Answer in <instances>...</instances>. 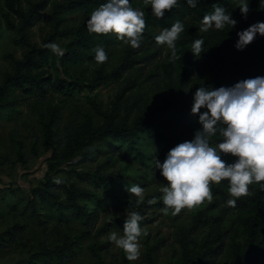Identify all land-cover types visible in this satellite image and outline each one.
<instances>
[{
	"label": "rangeland",
	"instance_id": "rangeland-1",
	"mask_svg": "<svg viewBox=\"0 0 264 264\" xmlns=\"http://www.w3.org/2000/svg\"><path fill=\"white\" fill-rule=\"evenodd\" d=\"M36 1L39 0H19V5L21 9H25L27 3ZM61 1L63 0H44L43 10L36 13L38 16L36 24L26 30L27 37L33 44L44 45L54 25L51 14L53 6ZM132 6L138 7L134 4ZM97 7L99 5L91 4L86 9L64 10L56 14L64 19L59 29L76 28L80 23L86 22L90 18V13ZM7 13L5 0H0V87L4 76L13 71L12 58H21L25 51L18 42V33L6 24ZM10 18L14 19L12 13ZM160 32V29H154L156 35ZM74 37L71 33H61L55 36L52 42L59 44L65 51L67 44ZM123 44L116 39L105 48L108 61L104 64H97L95 60H85L87 74L99 66L107 72L110 71L121 61ZM98 45L105 47L102 44ZM144 54L151 55L148 64L142 63V68L132 69L124 79L96 87H91L87 85L88 81H83L70 96L51 93L47 99L39 100L37 96H26L15 88L5 89L0 95V103L4 104L0 107V232L14 223H19L22 225L20 232L23 234L20 241L16 240L10 246L0 249V264H58L55 258L45 260L44 263V260L35 257L34 253L43 244L52 247L64 242H71L69 258L59 264H100L91 253L90 247L93 243L98 246L103 264H147L145 262L147 251H150L151 264H174L182 254L176 240L178 229L188 228L191 218L198 211H204L208 218L218 214L216 210L209 208L213 201L211 203L205 201L192 209H183L176 216L171 215L170 211L167 215L162 212L164 206L159 199L162 195L160 188L167 182L160 171L154 168V161L159 159L162 163L173 144L188 136L193 137L194 132L201 129L173 112L164 113L159 117L160 121L157 124L161 125L164 134V139L159 144L151 139L146 130L135 133L129 140L105 136L82 149L75 150L71 156H66L63 148L58 147L56 152L60 157L54 161L52 148L44 143L39 113L49 107L58 108L60 134L65 139L67 129L78 128L86 117H89L94 125L102 122V117L94 112L92 102L101 110L115 107L118 117H125L129 125L137 115L146 113L153 101L167 96L172 86L163 65L169 62L172 50L166 45H157L153 39L140 53ZM40 71L50 73L52 76L58 74V69L49 63L44 64ZM127 80H134L136 86L124 99L117 100L116 95ZM193 97L194 92L187 91V101ZM210 143L212 146L216 145L214 142ZM113 147H117L118 151L114 152ZM19 156L25 161L20 162ZM50 163H53L55 168V172H50L52 182L54 177H59L64 184L73 185L87 192L78 199V204L98 214L96 229L101 230L96 233V239L82 235V219H74L70 212L64 211L62 207L66 202L64 195L60 194L61 204H57L52 196L48 194L39 196L33 192V189L45 180L44 175ZM97 171L112 175L114 182L109 186L112 196L103 194ZM133 184L144 188V197L157 194L155 196L157 203L147 209L146 215L150 222L141 221V227L145 228L149 235L141 237L140 259L128 261L124 251L108 240L110 232L123 234L124 223L108 226L107 229L102 228L111 217L125 221L126 216L132 212L131 208L122 205V202L137 201L135 196L126 191V188ZM232 219L230 216L223 223L222 228L228 233L231 232ZM208 226L209 224L198 227L189 236L190 251L196 252L200 249L201 240L206 236ZM47 233L48 236L45 238ZM159 239L164 240V245L153 250ZM236 240L245 242V235L240 227ZM230 248V241L227 238L222 253L215 259V264L230 261Z\"/></svg>",
	"mask_w": 264,
	"mask_h": 264
},
{
	"label": "trees",
	"instance_id": "trees-1",
	"mask_svg": "<svg viewBox=\"0 0 264 264\" xmlns=\"http://www.w3.org/2000/svg\"><path fill=\"white\" fill-rule=\"evenodd\" d=\"M107 0H63L53 6L52 18L54 25L50 35L44 41L43 46L33 44L27 37L26 30L36 24L38 16L36 13L43 10L44 0L27 3L25 9H21L19 0H5L8 13L5 15L6 24L10 29L18 33V42L25 48L21 58H12V73H8L3 78L0 87V95L5 89H18L24 95H35L39 100H45L51 93L70 96L83 81H88L91 87L100 86L108 82H116L124 79L134 68H142L143 64H148L151 55H140L157 36L154 29L170 28L176 21L180 20L185 31L176 42L177 59L170 60L163 65V69L168 73L170 80V92L167 96L158 101H153L142 115H137L132 123L127 124L125 117H118L115 107L101 110L92 102L94 112L102 117L99 125H94L89 117L76 129H67L65 139L60 134V116L57 107H49L44 112L39 113L42 124L43 140L47 147L52 148V158L59 159L60 154L56 152L58 147L63 148L66 156H71L77 149L99 140L105 136H113L117 139L129 140L135 133L146 130L151 139L159 144L164 139L161 131L160 115L173 112L181 116L185 121L193 122V125L202 128L198 115L191 114L193 98L187 101V91H193L200 86L209 88H219L221 86L231 87L235 83L257 76L264 77V36L257 34L253 43L245 49L238 50L235 47L239 39L237 33L247 29L256 22H264V0H249L250 12L245 19L238 8L240 0H197L195 8L189 7L187 0H178V7L166 12L163 19H157L151 14V5H145L144 0H130V3L138 6L145 12L147 28L144 32L142 45L139 49H133L123 44L121 61L112 67L110 71H105L102 66L95 67L88 75L85 60H95V53L92 48L98 44L104 45V49L110 46L117 37L113 34L97 35L90 34L86 27V22L80 23L74 29H59L64 20L56 14L64 10L86 9L91 4L100 5ZM214 6L224 7L232 17L238 21L235 28L226 26L222 30L209 29L208 32L199 31L201 21L205 15L214 11ZM14 19L10 18V14ZM61 33L74 34V39L67 44L63 56L53 54L45 47L53 41L54 37ZM203 39V50L199 57L191 52V45L196 39ZM106 50V49H105ZM172 56V55H171ZM49 63L58 74L52 76L50 73H43L40 69L44 64ZM136 86L134 80H127L116 95L117 100L124 99L129 91ZM4 104L0 103V107ZM204 111V110H201ZM188 136L184 140H191ZM209 140L218 143L222 140L219 134L209 137ZM178 143L173 144L171 148ZM34 149V147H33ZM116 152L117 147H113ZM138 156L140 154L138 153ZM229 162L233 157L225 156ZM18 160L24 162L23 157ZM50 172H55L54 164L48 165V171L44 175V181L33 189V192L42 196L48 194L55 198V203L61 204L60 194L65 196L63 204L64 211L70 212L74 219H82V235L91 236L96 239V233L101 229H96L99 216L95 211H89L84 206L78 204V199L87 194L83 189L73 185L61 183L54 184ZM105 196H112L109 186L113 181L112 175L107 172L96 173ZM264 183V182H262ZM211 190L214 196L209 208L217 211V215L211 218L205 216L204 211H198L192 218L188 228L178 229L176 240L179 243L182 254L174 264H215V259L222 253L226 239L230 241L231 258L225 264H264V189L260 184L250 186V195L242 197L236 202L235 207H229L226 203L231 197L228 194V182L222 181L219 185L212 184ZM159 194V193H158ZM157 194L145 197V202L137 204V201L122 202V205L129 206L133 211L139 212L143 216V222H150L147 217V209L154 205H148L146 201ZM61 210V209H60ZM232 216L230 223V233L223 230V223ZM1 219V217H0ZM124 220L118 217H111L104 225L108 226L123 224ZM206 236L201 240L198 251H190L188 246L189 236L200 226L208 225ZM239 227L245 235V242L236 240ZM22 225L14 223L11 227L0 232V249L10 246L16 240H21L23 234L20 232ZM228 233V234H227ZM48 233L45 234V238ZM164 240L159 239L152 249L162 247ZM219 242L218 244H214ZM93 243L90 247L93 256L101 262V255L98 246ZM71 249V242H64L61 245L52 247L46 244L41 245L34 253L35 257L44 260L55 258L57 263H61L69 258L68 251ZM145 262L151 264L150 251H147Z\"/></svg>",
	"mask_w": 264,
	"mask_h": 264
},
{
	"label": "clouds",
	"instance_id": "clouds-1",
	"mask_svg": "<svg viewBox=\"0 0 264 264\" xmlns=\"http://www.w3.org/2000/svg\"><path fill=\"white\" fill-rule=\"evenodd\" d=\"M151 5V14L163 19L166 12L178 7V0H144ZM189 7L195 8L197 0H187ZM238 8L246 19L249 12V0H240ZM238 21L224 7L214 6L211 14L205 15L199 31L209 29L222 30L226 26L235 28ZM90 34H113L118 40L133 49L142 45L147 28L145 12L133 7L130 0H107L90 13L86 21ZM185 31V26L176 20L170 28H164L155 37L159 46L166 45L172 50L171 59H177L176 42ZM257 34L264 36V22H256L237 33L239 39L235 47L245 49L253 43ZM204 40L196 39L191 45V52L199 57ZM53 54L63 56L64 50L59 44L50 42L45 45ZM93 52L97 64L108 61L104 47L97 45ZM204 109V111H201ZM191 114L198 115L201 129L194 132L191 140H185L171 148L164 161L155 159L154 168L160 171L167 182L160 188L163 203L162 212L176 216L183 209H192L205 201L214 199L211 185L228 182L226 201L229 207H235L237 200L250 195V186L260 184L264 189V77L257 76L235 83L231 87L221 86L213 89L200 86L196 89L191 107ZM219 134L222 140L212 146L209 137ZM225 156L233 157L229 162ZM55 184L63 183L54 177ZM137 198V204L145 202L144 188L133 184L126 188ZM148 205L157 203L153 197L146 201ZM143 216L133 211L126 216L123 234L110 232L108 240L124 251L128 261H137L141 256V237L149 233L141 227Z\"/></svg>",
	"mask_w": 264,
	"mask_h": 264
}]
</instances>
